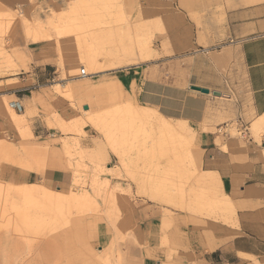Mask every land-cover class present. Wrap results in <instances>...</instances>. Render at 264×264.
<instances>
[{"label": "rangeland", "instance_id": "obj_1", "mask_svg": "<svg viewBox=\"0 0 264 264\" xmlns=\"http://www.w3.org/2000/svg\"><path fill=\"white\" fill-rule=\"evenodd\" d=\"M263 1L0 0L7 264H264V184L248 178L264 168V124L252 126L244 82L210 94L243 92L247 137L237 115L161 119L184 127L173 134L133 113L154 110L138 98L145 79L185 86L186 55L229 43L225 14ZM211 138L238 179L203 172Z\"/></svg>", "mask_w": 264, "mask_h": 264}, {"label": "crops", "instance_id": "obj_2", "mask_svg": "<svg viewBox=\"0 0 264 264\" xmlns=\"http://www.w3.org/2000/svg\"><path fill=\"white\" fill-rule=\"evenodd\" d=\"M231 41L225 45L186 55L187 84L175 85L162 79H145L139 86L138 98L168 119L185 121L187 125H199L206 122L212 125L221 117L237 115V124L242 123L243 104L239 92L234 101L220 103L211 96L212 91H230L235 94L236 87L244 82V94L247 100V114L257 117L253 128L264 124V1L255 5L236 7L224 16ZM225 26V25H224ZM212 34H216L215 32ZM212 39L213 36H207ZM110 85V84H108ZM106 85V86H108ZM191 87L206 88L202 93ZM15 94L9 92L6 95ZM223 95L215 96L222 99ZM230 100V99H228ZM9 109V107L7 106ZM10 113L15 114L12 110ZM17 115V113L15 114ZM243 124V123H242ZM240 130V127H239ZM247 137L248 130L245 134ZM213 138V136H212ZM206 145L207 158L204 173L229 181L238 179L241 173L225 166L229 154L213 143ZM222 157H227L224 158ZM254 158V157H253ZM256 158V157H255ZM264 168L260 163L253 165L248 178L255 185L264 184ZM217 238L209 248H214ZM240 255H248L239 251Z\"/></svg>", "mask_w": 264, "mask_h": 264}, {"label": "bare ground", "instance_id": "obj_3", "mask_svg": "<svg viewBox=\"0 0 264 264\" xmlns=\"http://www.w3.org/2000/svg\"><path fill=\"white\" fill-rule=\"evenodd\" d=\"M80 70H81V68H79V72H80ZM84 72H85V69H84ZM86 75V74H85ZM85 75H83V76H85ZM213 95H215V96H220L221 94L220 93H218V92H216V93H213ZM85 107L86 108H84V109H87V105H85ZM134 113V116L135 117H137L138 119H140L141 120V124H144L145 126L146 125H148V127L150 128V130H152L153 131V129L154 130H156L157 132L158 131H166V132H169V133H173V134H175V133H180V134H182V131H185V129H184V127H180V128H177V127H175V126H173V125H170V124H165L163 121H161V119H168V118H166V117H164V116H162L161 114H159L157 111H155V110H153V111H147V110H138V111H135V112H133ZM91 119V118H90ZM96 119V118H95ZM136 119V118H135ZM93 120V119H92ZM147 127V126H146ZM145 130H146V128H145ZM149 130V129H148ZM149 130V131H150ZM147 131V130H146ZM160 132H159V134H160ZM185 139V138H184ZM147 140V139H146ZM149 141V140H148ZM176 141H178V140H176ZM180 141V140H179ZM178 141V142H179ZM183 141V140H182ZM184 141H186V140H184ZM183 141V142H184ZM147 142V141H146ZM169 142H173V141H169ZM154 143V142H153ZM171 143H169V144H171ZM175 144V141H174V143L173 144H171L172 146ZM181 143H179V145H180ZM170 145V146H171ZM175 145H177V144H175ZM148 146V145H147ZM181 146V145H180ZM174 147H176V146H173V147H171L170 149L172 150L173 149V151H175L176 149H178V148H180V147H178V148H174ZM183 147V146H182ZM42 247V246H41ZM40 247V248H41ZM39 248V250L41 251V249ZM51 248V247H50ZM50 248H49V250H50ZM51 249H53V248H51ZM46 251V250H45ZM44 252V251H43ZM52 252V251H51ZM54 252V251H53ZM40 253V252H39ZM47 253V252H46ZM49 253V252H48ZM47 253V254H48ZM44 254H45V252H44ZM50 254H48V256H49ZM53 255V254H52ZM51 257H53V256H51ZM48 258V257H47ZM0 264H7V259H6V256H5V254H2L1 256H0Z\"/></svg>", "mask_w": 264, "mask_h": 264}, {"label": "built area", "instance_id": "obj_4", "mask_svg": "<svg viewBox=\"0 0 264 264\" xmlns=\"http://www.w3.org/2000/svg\"><path fill=\"white\" fill-rule=\"evenodd\" d=\"M86 73L84 72V68H81V70H80V75H85ZM239 127H240V133L241 134H245L246 133V127L245 126H243V124L242 123H239Z\"/></svg>", "mask_w": 264, "mask_h": 264}, {"label": "water", "instance_id": "obj_5", "mask_svg": "<svg viewBox=\"0 0 264 264\" xmlns=\"http://www.w3.org/2000/svg\"><path fill=\"white\" fill-rule=\"evenodd\" d=\"M191 88L195 89V90H198V91H200L202 93H208L209 92V90L206 89V88H199V87H191ZM212 93H216V92L213 91ZM84 108H86V107L84 106Z\"/></svg>", "mask_w": 264, "mask_h": 264}]
</instances>
